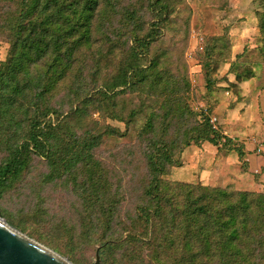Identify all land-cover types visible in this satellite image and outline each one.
I'll use <instances>...</instances> for the list:
<instances>
[{
	"label": "trees",
	"instance_id": "16d2710c",
	"mask_svg": "<svg viewBox=\"0 0 264 264\" xmlns=\"http://www.w3.org/2000/svg\"><path fill=\"white\" fill-rule=\"evenodd\" d=\"M148 2L159 13L154 31L168 8ZM134 4L0 0V40L8 44L0 63V198L36 161L48 166L50 181L88 169L94 192L106 190L84 200L80 231L71 236L99 246L100 264H264V194L164 179L185 147L223 137L210 116L199 120L189 110L181 94L188 84L144 60L152 38L138 34L142 11ZM136 88L148 105L131 109L126 123L140 115L145 122L136 145L115 152L107 136L131 138L130 129L121 134L99 120L110 114V100ZM116 167L129 176L123 196L108 189L107 168Z\"/></svg>",
	"mask_w": 264,
	"mask_h": 264
},
{
	"label": "rangeland",
	"instance_id": "374dc122",
	"mask_svg": "<svg viewBox=\"0 0 264 264\" xmlns=\"http://www.w3.org/2000/svg\"><path fill=\"white\" fill-rule=\"evenodd\" d=\"M162 1L168 13L154 31L149 24L159 13L152 8L149 11L148 0H120V7L135 3L133 6L142 11L138 34L150 33L152 38L144 60H157L154 72L164 70L180 87L188 84L186 93L181 94L189 110L199 120L202 114L215 117L223 137L219 144L204 142L185 147L175 156L179 165L170 168L164 179L264 194V0ZM7 50L8 44L0 40V63ZM112 73L114 70L108 68L107 74ZM147 97L136 88L120 92L109 101L108 114L119 118L105 113L100 124L121 134L128 128L131 136H107L109 149L117 152L121 146L128 149L136 145L137 128L145 121L140 115L136 124H127V113L140 107ZM94 156L107 161L99 150ZM107 169L108 189L111 186L123 196L129 176L123 177L119 167L116 171ZM48 174V166L41 161L24 172L0 198V218L72 264H95L100 247L80 245L71 230L74 234L80 231L78 220L87 205L82 206L84 200L89 201L100 191L105 193L106 188L94 192V173L92 176L88 169H75L53 181ZM83 189L88 192L82 193ZM126 206V202H120L121 216Z\"/></svg>",
	"mask_w": 264,
	"mask_h": 264
},
{
	"label": "water",
	"instance_id": "95a60500",
	"mask_svg": "<svg viewBox=\"0 0 264 264\" xmlns=\"http://www.w3.org/2000/svg\"><path fill=\"white\" fill-rule=\"evenodd\" d=\"M0 264H72L59 254L25 237L0 218ZM95 264H100L98 250Z\"/></svg>",
	"mask_w": 264,
	"mask_h": 264
},
{
	"label": "built area",
	"instance_id": "2783aa9c",
	"mask_svg": "<svg viewBox=\"0 0 264 264\" xmlns=\"http://www.w3.org/2000/svg\"><path fill=\"white\" fill-rule=\"evenodd\" d=\"M210 122L215 125L217 122V119L215 117H213L210 119ZM259 151H260V148H259Z\"/></svg>",
	"mask_w": 264,
	"mask_h": 264
}]
</instances>
